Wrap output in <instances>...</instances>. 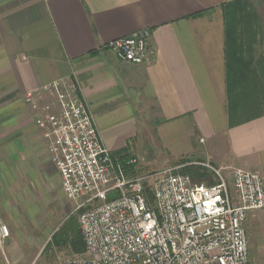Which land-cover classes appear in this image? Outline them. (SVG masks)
<instances>
[{
  "label": "crops",
  "instance_id": "1",
  "mask_svg": "<svg viewBox=\"0 0 264 264\" xmlns=\"http://www.w3.org/2000/svg\"><path fill=\"white\" fill-rule=\"evenodd\" d=\"M234 1L0 0V221L11 226L16 212L39 211L42 197L65 196L23 99L60 78L76 83L112 154L153 120L165 148L199 157L169 167L175 172L209 162L226 177L233 167L264 175V58L251 45L258 17L248 20L237 53L227 30L233 21L224 17ZM144 28L154 46L149 63L102 48ZM245 73L255 75L239 84L235 75ZM245 230L250 263L264 264L256 256L264 253V209L248 212Z\"/></svg>",
  "mask_w": 264,
  "mask_h": 264
},
{
  "label": "built area",
  "instance_id": "2",
  "mask_svg": "<svg viewBox=\"0 0 264 264\" xmlns=\"http://www.w3.org/2000/svg\"><path fill=\"white\" fill-rule=\"evenodd\" d=\"M149 29L102 45L120 61L149 63ZM47 97V98H46ZM24 102L43 129L47 152L68 200L75 202L85 251L63 264H252L248 212L264 209V175L199 163L211 184L193 182L178 167L163 170L148 196L136 159L114 157L103 145L76 83L60 78L27 91ZM10 231L0 221V248Z\"/></svg>",
  "mask_w": 264,
  "mask_h": 264
},
{
  "label": "rangeland",
  "instance_id": "3",
  "mask_svg": "<svg viewBox=\"0 0 264 264\" xmlns=\"http://www.w3.org/2000/svg\"><path fill=\"white\" fill-rule=\"evenodd\" d=\"M248 1L258 17L255 37L251 44L254 48L253 53L256 56L263 55L264 58V0ZM263 76L260 79L264 86ZM155 124L157 123L153 120L141 121L138 124V131L128 140L130 143L122 154H112L124 162L136 159V165H132V168L138 172L137 174L144 176L143 183L147 186L150 200L153 185L165 168L177 165L182 157L191 161H198L199 158L196 154L181 155L178 151L165 148L163 141L156 134ZM192 141L195 142L194 138ZM179 172L188 174L196 183L202 180L205 184L213 179L212 172L198 163H191L190 168ZM58 192L46 199L42 197L37 200L36 207L39 211L34 208L21 213L16 212L13 224L8 226L10 234L4 241L5 244L3 243L5 247L0 248V264H63L73 258L76 252L71 249L69 232L72 223L77 224L79 212L75 210V202L69 200V204L64 203L65 196ZM36 222L40 224H33ZM257 255L259 262L264 263V253L258 251Z\"/></svg>",
  "mask_w": 264,
  "mask_h": 264
},
{
  "label": "trees",
  "instance_id": "4",
  "mask_svg": "<svg viewBox=\"0 0 264 264\" xmlns=\"http://www.w3.org/2000/svg\"><path fill=\"white\" fill-rule=\"evenodd\" d=\"M224 17L228 18L231 21V25L228 23V33H229V39L230 43L234 45L235 50L237 53L243 50L244 43H245V35L244 32L248 29H250V25L248 24L250 19L256 18V14L254 13L253 9L250 7V5L245 0H236L230 5H228V8L224 9ZM253 74V73H252ZM252 74L245 73L241 75H235V80L239 84H242L245 77H250ZM255 75V74H253ZM233 80V79H232ZM124 150V149H123ZM122 150V151H123ZM122 151L118 152V154H122ZM191 160H188L186 158H181L178 162V164H184L187 162H190ZM191 164H186L183 167V170H186L190 168ZM130 172H133L132 166L129 167ZM198 180V179H197ZM203 182L202 180H199L198 183ZM213 180H208L207 183L211 184L213 183ZM73 226L70 228V246L71 249L76 253H83L85 251L83 238L81 235V231L78 227V224L72 223Z\"/></svg>",
  "mask_w": 264,
  "mask_h": 264
}]
</instances>
